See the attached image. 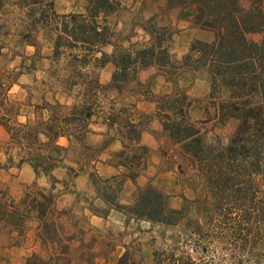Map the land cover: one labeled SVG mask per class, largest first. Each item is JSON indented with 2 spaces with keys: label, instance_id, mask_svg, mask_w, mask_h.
<instances>
[{
  "label": "trees",
  "instance_id": "trees-1",
  "mask_svg": "<svg viewBox=\"0 0 264 264\" xmlns=\"http://www.w3.org/2000/svg\"><path fill=\"white\" fill-rule=\"evenodd\" d=\"M82 1V9L58 13L52 0H18L28 22L17 36L35 45L30 37L36 25L54 30L51 59L64 57L74 72L81 75L78 77L87 79L91 101L78 108L72 105L68 107L71 111L65 114L60 113V109L67 106L57 101L43 99L40 103L20 102L17 106L10 103L7 94L14 80L5 85L1 77L4 69L0 71V125L8 136L7 162L17 167L27 163L37 177L43 175L50 182L48 189L37 187L35 183L37 192L27 191L18 202L6 190H0L2 227H11L10 233H20L32 215L37 219V236L43 245L49 240H60L61 226L51 218L59 211L53 192L57 180L52 175L59 164L48 147L59 136L81 141L92 115V101L99 90L110 88L121 92L138 70L150 66L166 68L167 73L174 74L185 69L205 68L211 76L209 98L216 108L214 118L223 124L229 119L236 120L227 144H222L219 136L207 140L199 123L190 120L189 111L195 99L182 88L156 96L155 102L163 130L179 145V153L182 152L195 169L217 210L221 211L224 220L219 239L203 235V223L189 217L188 206L171 207L168 194L153 184L139 187L131 204L117 200L124 177L134 178L143 170L149 153V148L140 143L142 125L128 117L124 125H120L117 114L108 112L105 116L107 125L113 127L122 142V148L114 154L115 164L127 169V174L101 178L91 173L90 177L102 200L127 218L165 227L181 223L183 232L187 231L181 242L165 243L163 248L153 250L149 263L142 256L138 261L130 259L127 247L117 264H209L205 252L210 246L216 250L217 241L227 243L225 249L233 250V264H240L244 253L264 264V198L260 196V184L264 182V8L261 0H166L167 8L192 7L193 21L212 32L210 40L193 39L180 59L174 58L169 50L172 37L169 27L159 25L155 18H149L143 25L147 42L130 43L127 47L115 45L111 54L105 53L102 47L113 35L105 19L119 10L120 2ZM3 4L4 0H0V14ZM2 27L0 25V56L5 47L1 41L3 35L9 34ZM249 33H259L261 37L255 41L249 38ZM97 52L100 56H96ZM109 61L114 70L106 85L99 83L96 76H83L82 71L90 72L87 69L90 64L103 66ZM75 83L78 82L73 85ZM24 107L27 113L22 111ZM21 115L25 117L23 122L18 120ZM177 167L182 170L181 163ZM67 170L73 169L67 167ZM232 212H235L233 216ZM51 263L55 264L53 259L49 257L44 262L36 253L26 257L24 262Z\"/></svg>",
  "mask_w": 264,
  "mask_h": 264
},
{
  "label": "rangeland",
  "instance_id": "rangeland-1",
  "mask_svg": "<svg viewBox=\"0 0 264 264\" xmlns=\"http://www.w3.org/2000/svg\"><path fill=\"white\" fill-rule=\"evenodd\" d=\"M52 1L58 13L80 10L83 4L82 0ZM118 1L120 2L119 10L105 19L113 33L107 44L113 45V50L115 45L127 47L130 43L142 44L147 42L148 35L144 31L143 25L149 18H155L159 25L169 27L172 32L169 50L176 59H180L187 53L193 39L210 40L212 38V32L201 28L193 21L192 7L167 8L166 0ZM261 4L264 8V0H261ZM27 22L25 10L19 7L18 0H4L0 14V25L3 26L2 30L8 31L9 34L3 35L4 37L1 40L4 42L5 47L2 49L3 55L0 56V71L4 69L5 73H1V77L5 85L14 80L7 91L10 103H15L18 106L20 102L36 104L43 99L50 102L57 101L67 106L60 109V113L65 114L71 111L68 107L72 105L78 108L82 104L90 102L91 94L87 79L78 77L81 75L74 72L72 66L64 57L59 60L51 59L56 37L54 30L40 24L36 25L30 37L35 45L29 44L26 40L17 36V32L25 30ZM248 36L255 41H258L261 37L259 33H249ZM96 56H100V53L97 52ZM110 63L111 69L109 71L103 69L105 64L96 67L90 64L87 67L90 72L87 73L83 68L85 70L82 71L83 76H96L99 83L106 85L109 83L114 70L113 63ZM143 69L138 70L136 77H131L124 84L121 92L110 88L98 91L96 99L92 101V115L88 120V127L81 141L72 137L67 147L64 150H59L57 155L55 151L52 152L55 142L48 147V152L57 157L59 164L52 170V175L57 180L53 191L56 194L55 207L59 211L51 218H55L61 226L60 240L56 239L57 242L49 240L47 245H43L41 239L37 236V219L32 215L27 218L25 227L20 233L17 231L10 233L8 229L11 227L4 228L0 224V264H24L25 258L32 253L41 256L44 262L50 257L55 264L58 262H61V264H108L103 262V258L96 254H107L111 250H120L117 246L125 241L128 242L130 240L129 236L135 240L129 246L130 259L138 261L142 256L146 263H149L153 250L163 248L165 243L173 244L182 241L187 231L183 232L181 223L178 226L165 227L160 224H149L146 221L139 222L126 217V220H129L130 223L126 228L121 229L120 219L122 216L115 213L110 215V218H108L109 223L104 226H96L91 223L90 213L106 216L109 208L112 209L109 203H105L106 206L104 207L96 200V197H101L90 177L91 173L99 175L101 178L115 176H101L98 167L101 161L99 158L101 152L112 139H119L113 127L107 125L105 116L108 112L118 115V124L120 125H124L126 117H128L134 122L140 123L142 130L146 125L150 124L151 126L153 122L160 126L161 129L153 132L157 142H159L157 150L160 151L159 153L163 158L154 174V177H158L159 185L162 186L159 188L168 194L171 207L179 208L184 204L188 206L189 217L198 219L203 223L202 233L207 235V238L216 239L223 234L224 218L221 211L217 210L212 195L207 193L195 169L181 155L182 152L179 153V145L175 144L169 138L168 133L163 130L155 99L160 94L172 92L176 87L182 88L191 98L195 99L194 106L189 111L190 120L199 123L207 140L219 136L222 144L228 143L236 125V120L229 119L223 124L214 118L217 112L212 104L213 99L209 98L211 76L205 68L185 69L178 74L167 73L166 68L156 66ZM141 70L143 71L140 75ZM100 76H110V78L103 83ZM139 76L148 77H143L144 80H141ZM155 78L160 79L159 82L156 80L153 86L152 83ZM164 80L168 82V91H158V89L165 86ZM73 82L78 83L73 85ZM136 96L152 102L154 104L153 110L147 112L138 110L133 103V98ZM26 110L25 107L22 108L23 112H26ZM92 118H100L107 125V132L102 137H95L91 134L89 124ZM18 120L23 122L25 117L21 115ZM8 147L7 133L0 125V190H6L7 194L14 198L15 202H18L25 196L27 191L35 193L37 187L48 189L50 187L48 179L43 175V177L34 175L32 167L27 163L17 167L7 162L6 152ZM12 152L15 153V151ZM115 153L108 158L109 162H117V158L114 156ZM149 154L150 149L147 157ZM16 160L15 163H17ZM178 163L182 164V170L178 169ZM67 167H72L73 170L69 171ZM145 168L132 179L143 173ZM78 171L79 173H76ZM124 174L126 175L127 172ZM80 175L86 176L87 181L77 180ZM126 177L129 176L124 177L117 192V200L122 204H131L137 196V189L150 182L143 186L136 185L133 190L134 200L130 203H123L120 199L121 194H125L127 191L123 187ZM35 183L37 187L33 186ZM260 188V196L264 198V182H261ZM234 214L235 212H232L231 216ZM123 215L125 214L123 213ZM216 243H218L216 250L210 246L205 252L206 261L208 260L209 264H233V250L225 249L227 243L220 241ZM185 249L195 254L189 248ZM251 256L244 253L241 256L242 262L240 264H261L257 263Z\"/></svg>",
  "mask_w": 264,
  "mask_h": 264
},
{
  "label": "crops",
  "instance_id": "crops-1",
  "mask_svg": "<svg viewBox=\"0 0 264 264\" xmlns=\"http://www.w3.org/2000/svg\"><path fill=\"white\" fill-rule=\"evenodd\" d=\"M102 50L106 53H111L113 51V45L111 44H106L102 47ZM111 63L108 62L103 66V69L105 68L106 71H109ZM144 70V69H143ZM140 71V75L142 74V71ZM147 75V74H145ZM101 81H103V83L107 82L110 78V76H100ZM103 77V78H102ZM143 77H148V76H139V79L144 80ZM160 78H155L153 80V86L155 84V81L157 80L159 82ZM163 83L165 84V86H163V88L158 89V91H168V85L165 80L163 81ZM167 85V86H166ZM133 103L134 106L140 110V111H151L154 108V104L152 102H148L143 100L141 97L139 98L138 96H136L135 98H133ZM95 117V116H94ZM152 125H146L144 127V129L141 132V143L147 145L150 149V154L147 157V165L145 170L143 171V173H140L135 179H132L130 177H126L125 181H124V189H127L125 194H121V202L123 203H130L131 201L134 200L135 195H134V188L136 187V185H140L143 186L145 185L147 182H150L152 184H154L157 187H162L161 185H159V182L157 181L158 177H154V174L157 170V168L159 167V164L162 161V156L159 153L160 151H158V147H159V142H157V139L155 138L153 132L156 130L158 131L160 128V126H158L157 124L151 123ZM89 128H90V132L92 135H94L95 137H102V135L107 132V125L105 124V122L103 123L102 120L100 118H92V121L89 124ZM71 138H68L66 136H60L57 138V140L55 141L53 147H52V152L55 151L56 155L58 153L59 150H64ZM98 139V138H97ZM121 142L118 138H114L110 141V143L107 145V147L103 150V152H101V156H99L100 158V162H99V168H100V174L103 177H110L112 175H116L119 173H126L127 169H125L124 167H122L121 165H116L115 163L109 162L108 158L111 157V155L117 151H119L121 149ZM54 153V152H53ZM35 175V173H34ZM43 177V176H42ZM39 177V178H42ZM38 178V179H39ZM79 179V181H87V177L84 175H80L78 176L77 180ZM66 195V194H65ZM129 195V196H128ZM131 195V197H130ZM96 200L99 201V203L101 205H103L104 207L106 206L105 202L99 198L96 197ZM118 214L121 215L122 218L120 219V223H121V229L126 228L130 221L126 220V216L123 215V213H121L120 211H117L115 209H111L109 208V212L107 213L106 216H100L98 214L95 213H90V221L93 225L99 226V225H106L108 224V218H110L111 214ZM140 221H146V220H138ZM148 222V221H146ZM150 224V222H148ZM129 241L128 242H123L121 245H118L117 247L120 248V250H111L109 251L107 254H103V253H97V256L102 257V261L106 262L108 264H117V260L118 258L123 254V252L126 250V248L131 245V243H134L135 240L132 239L129 236ZM106 258V259H105Z\"/></svg>",
  "mask_w": 264,
  "mask_h": 264
}]
</instances>
